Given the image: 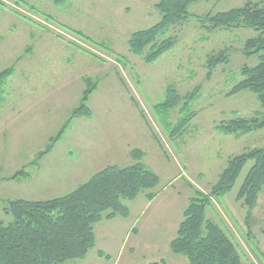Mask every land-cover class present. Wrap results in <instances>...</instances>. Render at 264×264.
I'll use <instances>...</instances> for the list:
<instances>
[{
    "label": "rangeland",
    "instance_id": "374dc122",
    "mask_svg": "<svg viewBox=\"0 0 264 264\" xmlns=\"http://www.w3.org/2000/svg\"><path fill=\"white\" fill-rule=\"evenodd\" d=\"M2 1L0 72L14 71L0 79V219L13 220L4 212L10 200H47L85 182L68 179L79 157L95 156L90 173H97L108 165L135 163L131 151L140 149L141 161L160 177L155 197L141 193L124 200L131 207L128 220L97 223L96 246L85 259L64 264H190L170 247L190 198L196 190L211 191L230 157L264 147V128L241 137L218 128L235 117H264L254 92L228 95L242 79V67L262 60L261 54L244 53L246 40L259 32L251 27L208 31L195 17L240 7L246 0L192 3L189 18L161 36H175L177 43L152 63L132 53L128 39L159 21L161 0ZM221 50L229 61L208 78V59ZM87 77L95 86L87 103L92 114L72 117ZM169 88L179 96L177 105L160 111L155 105L166 100ZM196 88L199 95L189 99ZM193 112L183 133L170 137V125ZM61 129L59 140L39 159ZM252 164L206 214L234 238L242 264H264V189L249 225L248 207L237 199ZM23 170L28 175L12 179Z\"/></svg>",
    "mask_w": 264,
    "mask_h": 264
},
{
    "label": "trees",
    "instance_id": "16d2710c",
    "mask_svg": "<svg viewBox=\"0 0 264 264\" xmlns=\"http://www.w3.org/2000/svg\"><path fill=\"white\" fill-rule=\"evenodd\" d=\"M55 1L62 3L64 0ZM199 1L204 0L158 2L156 7L160 11L159 21L129 37L130 51L142 56L147 63L156 61L177 43L175 36H161L172 26L189 18V6ZM0 4H3L2 0ZM195 17L200 27L208 31L251 27L259 32L257 36L246 40L244 53L261 54L262 60L254 67H242V79L228 95L242 90L252 91L264 108V0H246L243 6ZM61 26L66 28L64 24ZM73 32L93 42L83 32ZM228 61L229 55L224 50L211 55L208 59V78H211L213 70L219 64ZM13 71L14 67L1 71L0 79L8 77ZM85 81L87 88L72 117L92 114L87 103L95 86L90 78L87 77ZM199 92L200 88H196L186 96L193 99ZM178 98L173 89L169 88L166 100L155 107L168 112L175 108ZM195 114L193 112L181 118L174 127L170 125V137L182 134ZM218 128L225 134L241 137L264 128V117H235L222 121ZM62 132L63 129L52 139L48 148L39 154V159L52 149V144L59 140ZM131 155L135 163L125 167L108 165L65 195L47 200H10L4 207V212L11 214L13 220L5 223L0 219V264H64L73 259H85L96 246L97 223L118 216L127 217L130 210L124 202L126 199L134 200L141 193H145L150 200L155 197L153 189L160 182L159 175L141 161L144 157L142 150L133 149ZM249 161H253V164L237 194V199L248 207L246 223L249 225L259 194L264 189V147L246 150L230 157L211 191L205 193L196 190V196L190 198L176 237L170 245L174 253L186 256L190 264H242L238 244L220 223L207 217L206 209L215 199L223 198L233 189ZM22 175H28L26 170L17 172L12 179ZM99 254L104 256L102 251Z\"/></svg>",
    "mask_w": 264,
    "mask_h": 264
},
{
    "label": "crops",
    "instance_id": "0c3cea01",
    "mask_svg": "<svg viewBox=\"0 0 264 264\" xmlns=\"http://www.w3.org/2000/svg\"><path fill=\"white\" fill-rule=\"evenodd\" d=\"M78 159H79L78 164L76 166H74L68 174V179L71 180L72 182H78L81 178H84L82 180L86 181V179H85L86 177H84V176H86L88 173H90L92 168H94V166H95V156H93V155H83L82 157H79ZM95 173H90V174L94 175ZM83 182L84 181H81L78 184L80 185ZM76 186L78 187V185H76ZM132 202L133 201H131L130 203H132ZM129 210L131 213V207L130 206H129ZM115 219H119L116 224L120 225V222L123 223L124 221H127L128 217L118 216L114 219L107 220V223H111L112 221L114 222ZM100 223H103V221H101ZM101 259H103V258H101ZM99 264H103V263H99Z\"/></svg>",
    "mask_w": 264,
    "mask_h": 264
}]
</instances>
